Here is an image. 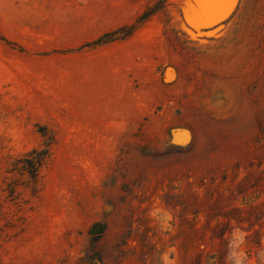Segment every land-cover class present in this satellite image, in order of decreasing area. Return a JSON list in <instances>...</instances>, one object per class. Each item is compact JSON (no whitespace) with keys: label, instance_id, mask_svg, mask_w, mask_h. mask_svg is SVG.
I'll list each match as a JSON object with an SVG mask.
<instances>
[{"label":"rangeland","instance_id":"374dc122","mask_svg":"<svg viewBox=\"0 0 264 264\" xmlns=\"http://www.w3.org/2000/svg\"><path fill=\"white\" fill-rule=\"evenodd\" d=\"M222 1L0 0V264H210L217 202L264 264V0Z\"/></svg>","mask_w":264,"mask_h":264},{"label":"trees","instance_id":"16d2710c","mask_svg":"<svg viewBox=\"0 0 264 264\" xmlns=\"http://www.w3.org/2000/svg\"><path fill=\"white\" fill-rule=\"evenodd\" d=\"M151 11L150 12H146L145 14H143L138 22L140 21H144L145 19H147L150 15H151ZM135 29V26H132L130 28V30L125 33L126 35H129L131 32H133V30ZM49 150L45 149L42 151H38V150H34L31 152V154L25 159V165H24V170H26L31 177H33L34 179L37 178L38 173H39V168L41 166V164L43 163L44 159L48 156ZM216 208L219 210L217 213L214 214V216H222L224 218H227L226 221H221L218 222L216 225L211 227V219L214 216L208 217L206 226H208L211 231H212V239H218V248H217V254H211L209 256V259L212 260V262L210 264H227V258L229 255V247H228V238L226 237V233L229 230V227L232 223L233 219H236L232 216H230V211L232 210H227L225 207V205L222 204V202H217L216 203ZM234 209H238V208H234ZM240 219V217H239ZM203 254L200 253L192 262V264H208V263H204L203 262V258H202ZM91 260H97V257L92 255Z\"/></svg>","mask_w":264,"mask_h":264},{"label":"snow or ice","instance_id":"6c2138e0","mask_svg":"<svg viewBox=\"0 0 264 264\" xmlns=\"http://www.w3.org/2000/svg\"><path fill=\"white\" fill-rule=\"evenodd\" d=\"M203 3L208 5H215L220 2V0H202Z\"/></svg>","mask_w":264,"mask_h":264},{"label":"bare ground","instance_id":"6f19581e","mask_svg":"<svg viewBox=\"0 0 264 264\" xmlns=\"http://www.w3.org/2000/svg\"><path fill=\"white\" fill-rule=\"evenodd\" d=\"M220 1H222V0H220ZM228 3H229V1H227V0L222 1L224 8L228 6Z\"/></svg>","mask_w":264,"mask_h":264},{"label":"water","instance_id":"95a60500","mask_svg":"<svg viewBox=\"0 0 264 264\" xmlns=\"http://www.w3.org/2000/svg\"><path fill=\"white\" fill-rule=\"evenodd\" d=\"M227 1H229V0H227Z\"/></svg>","mask_w":264,"mask_h":264}]
</instances>
